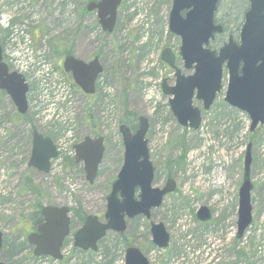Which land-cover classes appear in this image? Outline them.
Segmentation results:
<instances>
[{
	"label": "rangeland",
	"instance_id": "1",
	"mask_svg": "<svg viewBox=\"0 0 264 264\" xmlns=\"http://www.w3.org/2000/svg\"><path fill=\"white\" fill-rule=\"evenodd\" d=\"M90 1L94 0H0V18L4 13L9 16L18 37V30L26 29L34 39V48L43 50L57 69H62L65 53L58 56L52 50L54 44L86 62L99 58L102 73L95 93L85 95L80 88L73 89V122L77 141L102 136L105 145L91 184L83 164L68 157L63 142L64 148L51 160L49 172L29 167L32 129L51 137L57 145L66 137V124L49 126L29 110L23 119L10 97L0 90V261L122 264L125 248L134 245L150 264H264V125L250 130L249 116L224 101V70L222 89L208 110L194 98V106L201 110L199 128L182 126L171 112L169 96L161 90L164 79L169 84L175 80L174 69L161 58L165 48L176 54L175 64L184 74L193 71L184 69L178 54L181 39L168 28L172 0H122L111 32L102 29L96 11L86 10ZM239 7V0L219 1L217 17L221 21L223 15L226 17L225 33L210 42L212 49L217 50L229 35L238 42ZM11 35L13 29L0 24L6 59V41ZM126 111L148 120L147 146L156 168L153 185L161 188L171 178L176 188L151 210L150 218L138 215L126 219L123 233L108 231L95 252L83 251L73 245V234L82 224L76 212L84 217H103L106 197L123 163L119 126ZM247 144H251L252 157V223L237 239L238 189ZM216 177L222 185L213 184H217ZM27 180L39 193L26 187ZM43 205L71 210L70 234L63 242L61 260L34 257L33 247L26 241L35 227L32 215ZM200 206L210 211L209 220L196 218ZM151 221L162 222L169 233L166 248L152 243Z\"/></svg>",
	"mask_w": 264,
	"mask_h": 264
},
{
	"label": "water",
	"instance_id": "2",
	"mask_svg": "<svg viewBox=\"0 0 264 264\" xmlns=\"http://www.w3.org/2000/svg\"><path fill=\"white\" fill-rule=\"evenodd\" d=\"M122 0H94L86 5V10L96 11L102 29L111 32L116 21L117 7ZM219 0H172L168 28L181 39L179 55L185 69L192 73L184 74L175 65V55L169 48L161 53V58L174 69V84L163 80L162 92L170 96L169 106L177 121L192 129H197L201 111L193 106V99L201 100L203 109L210 108L216 93L222 88L224 69L227 85L224 101L230 106L246 112L250 118V129L264 125V0H249V9L241 26L239 40L229 35L227 41L217 50L209 47L210 40L223 27L214 23V14ZM62 69L69 73L73 83L90 95L95 92V81L102 72L97 56L84 61L73 55L62 60ZM0 90L11 99L20 114L27 112L28 85L22 74L10 71L2 61L0 45ZM148 120L138 117V127L132 132L126 124L119 131L124 146L123 163L106 197L104 217L86 216L82 226L74 235V245L83 250L97 249L98 241L109 230L122 233L126 228V218L138 215L150 217L151 210L158 207L163 196L175 189V181L168 179L162 188L152 185L155 167L150 160L146 133ZM75 162H82L86 180L91 184L97 175L105 146L102 136H86L74 146ZM56 157L53 140L37 129L31 133V152L28 165L47 173L50 160ZM252 162L251 144H248L243 160V179L238 191V219L236 237L241 238L252 221L250 193V166ZM136 191L137 196H136ZM67 206L44 205L41 208L43 221L35 231L27 235V242L33 246V255H48L61 259L60 247L70 230ZM200 221L210 219V211L201 206L196 212ZM152 243L166 248L169 234L162 222H150ZM2 232L0 231V249ZM0 264L4 263L0 261ZM124 264H148L142 251L130 245L125 249Z\"/></svg>",
	"mask_w": 264,
	"mask_h": 264
},
{
	"label": "built area",
	"instance_id": "3",
	"mask_svg": "<svg viewBox=\"0 0 264 264\" xmlns=\"http://www.w3.org/2000/svg\"><path fill=\"white\" fill-rule=\"evenodd\" d=\"M0 24L3 28L13 29V35L6 41L8 56L6 61L13 69L26 77L30 86V111L35 118H43L49 126L66 124L64 126L66 137L59 139L57 149L66 147L67 155L72 156V145L75 143L73 120L76 110L71 84L43 50L34 48L32 36L26 29L18 30L21 34L18 37L17 26L10 22L9 16L5 13L1 14ZM62 253L65 252L62 251Z\"/></svg>",
	"mask_w": 264,
	"mask_h": 264
},
{
	"label": "trees",
	"instance_id": "4",
	"mask_svg": "<svg viewBox=\"0 0 264 264\" xmlns=\"http://www.w3.org/2000/svg\"><path fill=\"white\" fill-rule=\"evenodd\" d=\"M57 49H58V50H57ZM52 50H54V52H55L56 54H58V56H60L61 54H64V53H65V55H67V54H72V53H70L69 51H67L66 49L61 48L60 44H54L53 47H52ZM66 76H67L68 78H70V77H69V74H66ZM74 87H75V86H74ZM75 88H76V87H75ZM124 105H125V103H124ZM126 112H127L128 114H126L125 118L122 119L121 123L126 124V125L129 126L132 130H134V129L137 127V125H138V117H137V115H136L135 113L128 112V111H126ZM90 113H91V112H90ZM89 115H91V114H89ZM22 118L24 119L25 116L23 115ZM95 134H97V133H95ZM71 163H72V165H76V164L73 162V160H71ZM26 185H27L26 187H27L28 189H30V190H32V191H36L37 193H39V192L37 191V189L34 188V187L31 185V183H30L29 180H27ZM40 209H41V207H39V209H38V210L32 215V220H33V223L35 224V226H36L37 224H39V223L43 220V218H42V216H41V213H40ZM76 215H77V217H78L79 219H81L82 222L84 221L85 217H84L83 214H80V213L77 211V212H76ZM34 224H33V225H34Z\"/></svg>",
	"mask_w": 264,
	"mask_h": 264
},
{
	"label": "flooded vegetation",
	"instance_id": "5",
	"mask_svg": "<svg viewBox=\"0 0 264 264\" xmlns=\"http://www.w3.org/2000/svg\"><path fill=\"white\" fill-rule=\"evenodd\" d=\"M220 1V0H219ZM219 4V3H218ZM239 5H240V7H239V9H240V14H241V26L243 25V23H244V18H245V14H246V12L248 11V9H249V5H250V2H249V0H239ZM217 10H218V8H217ZM217 10H216V12H215V14H214V23L215 24H220V25H222V27H223V31H224V33H225V25H226V17L223 15V17H222V19L224 18V20H220V19H218V17H217ZM241 26H240V28H241ZM222 31V32H223ZM218 33V34H215V36H214V38L218 35V36H220V35H223L224 33ZM212 42V41H211ZM162 90V89H161ZM129 127V126H128ZM130 128V127H129ZM131 129V128H130ZM131 131H132V129H131ZM133 132V131H132Z\"/></svg>",
	"mask_w": 264,
	"mask_h": 264
},
{
	"label": "bare ground",
	"instance_id": "6",
	"mask_svg": "<svg viewBox=\"0 0 264 264\" xmlns=\"http://www.w3.org/2000/svg\"><path fill=\"white\" fill-rule=\"evenodd\" d=\"M216 179H217V181H216L217 184H216L215 182H213V184H215L216 186H217V185H220V184L222 185V181H221V179H220V181H218V178H217V177H216Z\"/></svg>",
	"mask_w": 264,
	"mask_h": 264
}]
</instances>
